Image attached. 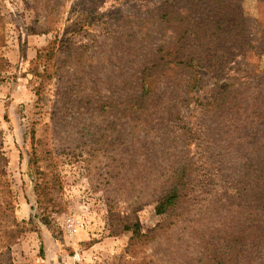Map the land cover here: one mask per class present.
<instances>
[{"label": "rangeland", "instance_id": "1", "mask_svg": "<svg viewBox=\"0 0 264 264\" xmlns=\"http://www.w3.org/2000/svg\"><path fill=\"white\" fill-rule=\"evenodd\" d=\"M238 1L262 39L227 67L242 94L217 119L203 69L173 117L161 83L150 111L127 107L142 59L125 42L150 29L152 0H0V201L25 221L10 249L0 230V264H207L264 160V0ZM183 175L187 198L157 214ZM251 257L264 264V245Z\"/></svg>", "mask_w": 264, "mask_h": 264}, {"label": "trees", "instance_id": "2", "mask_svg": "<svg viewBox=\"0 0 264 264\" xmlns=\"http://www.w3.org/2000/svg\"><path fill=\"white\" fill-rule=\"evenodd\" d=\"M152 1L154 6L144 8L143 16L145 27L152 24L150 29L140 39L125 42L128 44L125 48L127 53L132 52L135 57L141 55L142 59L136 69L139 73L136 75V84L140 90L135 99L123 97L129 102L127 107L130 106L138 113L150 111L154 98H161L157 88L161 83L166 86L164 89H168L167 86L171 88L163 93L168 94L170 105L162 109V114L173 117L177 101L185 100L189 88L201 81L199 70L203 69L215 78L214 91L217 90L205 103L206 112L212 114V118L220 119L232 109L234 100L242 94L240 88L234 87V81L245 78L228 75L227 67L235 63L239 56L245 60L254 55L262 39L261 21L248 18L238 0ZM145 6L141 5L140 8ZM154 36L162 38V44L152 48ZM87 55L88 51L84 54L88 61L90 57ZM220 78H226L228 82L218 84ZM123 82L126 85L125 79ZM3 162L5 159L0 154V163ZM258 165L260 167L254 179H249L247 191L236 194L238 197H232L229 202L232 206L229 209L232 214L230 224L212 229L216 242L212 245L214 256L207 258V264H251L253 251L264 245V160L258 161ZM188 182L186 175L175 179L158 199L156 213L163 214L177 209L182 199L187 198L185 184ZM2 202L0 230L6 236V248L10 249L25 221L18 222L11 205ZM123 229L132 230L135 235L133 239L145 237L140 233L137 221L125 225Z\"/></svg>", "mask_w": 264, "mask_h": 264}]
</instances>
